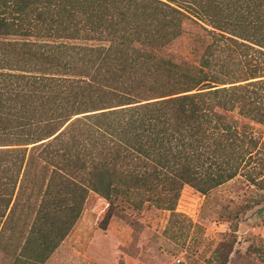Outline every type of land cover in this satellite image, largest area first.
<instances>
[{"label":"trees","instance_id":"trees-1","mask_svg":"<svg viewBox=\"0 0 264 264\" xmlns=\"http://www.w3.org/2000/svg\"><path fill=\"white\" fill-rule=\"evenodd\" d=\"M185 20L210 39L196 65L162 53ZM257 125L264 0H0V227L35 210L13 264H45L89 192L103 229L119 199L174 213L237 176L264 192Z\"/></svg>","mask_w":264,"mask_h":264},{"label":"rangeland","instance_id":"rangeland-1","mask_svg":"<svg viewBox=\"0 0 264 264\" xmlns=\"http://www.w3.org/2000/svg\"><path fill=\"white\" fill-rule=\"evenodd\" d=\"M203 27L185 20L183 34L162 53L198 64L210 42ZM255 135L264 151V126L257 125ZM39 180L33 174L24 182V203L40 202ZM107 207L89 192L76 224L45 264H264V192L242 176L204 196L185 187L174 213L154 202L136 207L119 199L103 229ZM34 212L19 209L12 223L0 227V264L14 263Z\"/></svg>","mask_w":264,"mask_h":264}]
</instances>
